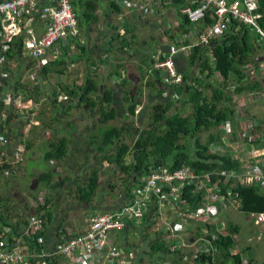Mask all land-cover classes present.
<instances>
[{"label":"crops","instance_id":"0c3cea01","mask_svg":"<svg viewBox=\"0 0 264 264\" xmlns=\"http://www.w3.org/2000/svg\"><path fill=\"white\" fill-rule=\"evenodd\" d=\"M110 1L113 2V0H105L104 2L96 0L97 10L94 13L96 20L87 27H79V30H82L83 33V40H86V48L83 50L82 47H78V52L72 54V58L76 59L71 62L72 68L76 69V77H72L71 81L59 85L63 82L64 77L62 76L60 80L56 72L57 69H55L56 71L54 70L53 73H56L55 78L58 85L54 84L48 89L49 91L41 87L40 89L37 88L36 94H32L31 92L34 90L25 86L26 91L24 93H27L26 96L20 90L22 88L19 85H22L21 66L23 62L19 55L24 54V52L25 55H28L23 47L25 37L23 32L13 38V42H17V46H15V42L8 45L0 66V97L3 98H1L0 103V161L3 157L14 161L19 146H23L25 151L22 154L23 161L21 165L8 171V175L4 172L1 173L7 179L6 184L9 185V188L4 187L2 183L0 184V214H4L10 222L17 220V214L26 221L29 215L34 214L36 207H29V205H33L34 197L42 196L48 215L52 214L49 220L47 216L43 233L47 249H52L61 235L66 232L72 236L83 233L88 216L108 214L127 203L126 190L130 189L135 181H130L131 184L127 188L123 186L121 188L120 186L118 192L116 191L117 193H114L111 189H106L104 187L106 182L103 185L100 183V175L104 172V169L100 168L102 162L108 165L107 157H112V153L119 145L126 144L129 146L128 139L131 135L140 134L142 131L149 132L164 125L163 121L154 126L151 125L153 122L152 107L155 104H161L165 107L166 116L177 115L192 118L194 116L193 97L195 96L192 92L187 91L188 86L201 91V94L204 93V95L202 94L203 98H207L208 101L214 100L213 95L217 98V94H221L218 108L228 107L234 112L220 126L209 127L198 134V139L203 143L208 140L211 134L218 137L211 148H220L222 151L214 152L209 147V152L217 156H228L232 162H237L239 170L228 171H233L238 177H241L244 162L251 158H253V161H260L264 158V38L262 35L252 27L255 37L256 34L261 37L253 38L255 49L252 55L249 56V60L242 66V77L230 75L225 79L210 69L207 71L202 70L204 67L199 59H191L193 48L200 46V49L201 47L205 49L200 57L204 60L207 59L210 67L213 66L215 59L210 48L216 44L215 39H218L219 42L222 37L212 38L207 47H205L206 44L202 43V39L207 34V29L215 22L212 25L204 26V28H202L203 24H200L203 21L182 27L180 21L181 9L171 5L172 0L169 3L165 0L151 1L148 6L150 14L146 16L140 15L133 9L135 3L129 4L127 1L125 4H121V2H115L119 9L114 10L109 6ZM184 1L189 2V0ZM236 1L239 0H227V3L232 5ZM47 20L48 18L42 14L39 8L32 16L29 28L34 31L36 36H40L44 31ZM100 21L101 23H99ZM95 23H99L98 26L103 27L102 37L104 40L94 44L90 50L87 46L88 32ZM110 30L112 32H109ZM115 34H118L119 37L112 39V35ZM78 38L81 40V37ZM78 38L76 40L79 43ZM122 39L127 40L129 43L128 46L124 47L126 51H122L120 48ZM146 41L151 42V46L145 47L143 43H146ZM68 42L71 41L67 39L61 42V54L64 46L69 44ZM70 44L72 49L73 42ZM170 45L185 46L184 50H179L174 54L175 68L182 81L180 85L165 81L163 71L154 69V63L152 64L150 59V57L157 59L161 54H167ZM108 47H111V53L106 50ZM261 48H263V52ZM83 52L90 54V59L84 56L78 57ZM93 53H96L97 56L93 57ZM53 60L49 59L44 67ZM35 63L41 70L42 64L40 66L39 61L36 60ZM36 66L34 64V71ZM10 67H15V70L10 71ZM67 74L66 72L65 75ZM89 79L97 85V91H92L89 97L96 102L108 90L112 98L110 105H102L101 108L103 109H100L98 105L95 108H89L87 105H78L77 101L74 100L72 101L73 107L69 108V102L67 101L69 98L62 91L58 92L59 105L54 106L52 104L53 93L56 90H62L68 86H81L84 81ZM145 83H148L149 86H146ZM253 83H259L263 90H247L240 94L235 92L239 86L248 87ZM7 97L19 98L25 103V106L19 109L16 105H8L5 100ZM24 98L27 99L24 100ZM32 99L37 100V105L33 104L35 109L39 104H44V110L39 116L42 123L39 122L32 129L31 126H27L26 130H21V123L15 121V117L12 116L27 114L30 109H24L28 108L27 103H31ZM132 101L135 102L133 114L129 111ZM149 108L150 113L146 112ZM105 110H112L114 119L103 122V111ZM9 117L11 119L5 122ZM22 120L24 121V118ZM144 120H148L149 123L146 122L143 129V125L140 127L139 125L145 123ZM249 121L251 123L247 124ZM112 128L118 129L120 135L116 136L113 142L108 143L104 141V132ZM134 137V140L138 138V136ZM63 139L68 142L67 157L62 161L52 160L46 162L44 160L45 153ZM195 141L196 139H193L192 142L195 143ZM25 153L35 161L43 160L47 166V172L34 169L28 173L23 170ZM125 160L130 161V155ZM261 168L264 173V167L261 166ZM96 169L99 171L100 188L87 203L78 202L75 200L76 190L88 181L89 175ZM189 169L195 172L193 168ZM43 173H52L54 181L49 185L43 184L40 188L37 177L43 175ZM206 174L208 173H201L202 176ZM26 176L29 177L30 182L25 181L26 185L24 187H15L16 179L21 178L24 180ZM64 179H68L65 186L62 189H57L56 184ZM141 180L143 179L139 181ZM239 182L238 179V182L234 183ZM11 183L14 189H11ZM34 183L37 184L35 190L31 187ZM253 187L258 188L264 194V189L259 185ZM102 191L105 193H102ZM5 194L7 198L3 199L2 196ZM219 196L223 198L221 204L208 201L203 197L202 201L199 202L198 209L202 214L209 211L212 219L216 220V224H213L214 229L225 232L228 230L229 223L237 224L230 220L225 223L221 217L229 215L232 211L243 213L238 210L240 205H237L235 201H229L222 194V191ZM112 200L113 202H111ZM13 207H15V214L13 215L14 218H11L10 210ZM212 209L214 214L211 213ZM27 211H29L28 217L26 216ZM251 214L243 215L248 218V222L253 223L254 227H258L254 224L253 219L249 220ZM4 231L8 232L6 229ZM240 231H243L242 227H240ZM125 232V234L121 232L119 235H113L111 241L126 253L135 252L136 258L133 264H139L141 255H137V253L142 251L144 257L145 250H148V247L139 240L138 231L126 229ZM238 234L233 236L234 243L237 246L236 249H249L252 252L253 249L248 245L250 241L243 246L237 245L239 238L236 236ZM254 257L256 258L253 254L251 258ZM57 264H64V262L62 259H58Z\"/></svg>","mask_w":264,"mask_h":264},{"label":"built area","instance_id":"2783aa9c","mask_svg":"<svg viewBox=\"0 0 264 264\" xmlns=\"http://www.w3.org/2000/svg\"><path fill=\"white\" fill-rule=\"evenodd\" d=\"M113 1L121 2V4H125L127 1L129 4L135 3L133 9L140 15L146 16L150 14L148 6L153 0ZM190 1L193 6L190 5V7L182 9L180 14L186 17L191 24L203 21L209 12L213 13L215 19V23L207 29V34L202 39L203 44H210L212 38L221 37L224 34L228 18H232L244 26L254 27L264 38V30L258 25V21L261 19V16L257 14L258 0H239L232 5H228L227 0ZM39 8L48 20L42 35L36 36L34 31L29 28V22ZM0 24V66L8 45L13 42L14 37L22 32L25 34L23 43L25 51L32 59L39 61L40 66L41 64L44 66L49 59H54L61 54V42L67 39H76L80 34L70 0L0 1ZM184 49L185 46L170 45L168 53L163 55V58L158 57L153 64L154 69L163 71V79L174 85H180L182 82L175 68L174 54ZM17 99L19 98L7 97L5 100L8 105H15L14 102ZM20 150L23 151L18 148L16 158L21 161L22 152ZM212 150L214 152L222 151L220 148ZM261 166L264 167V158L260 161H253V158L247 160L244 162L241 177H238L233 171L220 170L202 176L196 171H191L188 167L176 171L165 168L154 169L140 181L142 185L132 191L131 202L123 204L108 214L88 216L86 228L82 234L72 236L66 232L61 235L52 249H47L44 243L43 233L48 211L41 197L40 206H35L37 212L28 217L23 231L27 238L35 237L34 246L28 247L26 244L16 243L7 247L0 243V264H57L58 259H62L64 264H133L136 253L133 251L124 252L111 241V237L125 232L126 229H132L138 231L139 240H141V230L145 228L144 221L150 223L151 232L163 233L164 241L172 251L178 250L184 264H199V257L219 251L209 237L203 235L193 238V233H196V228L199 227V224L195 222L207 223L204 220H198V218L202 219L206 215L210 219L212 217L208 212L202 214L199 209L195 212H187V209H182V206L185 205L181 200L183 189L191 188L192 193H202L206 200L221 204L223 201V198L219 196L222 191L221 187L238 181V179L243 187L259 185L264 189V173ZM230 195L232 193H229ZM228 199L237 201L231 196ZM211 211L214 212L213 209ZM170 213H172L173 221H166L164 215ZM186 214L191 215L192 218L186 217ZM251 215L256 226H264V212ZM190 220H192L191 223ZM191 231L193 232L190 233ZM198 231H200L199 228ZM186 247L190 248L189 252L180 253ZM237 252L238 249L234 253ZM242 258V264H248L244 257ZM222 260L223 258H218L214 264H221ZM160 264H169V260Z\"/></svg>","mask_w":264,"mask_h":264},{"label":"trees","instance_id":"16d2710c","mask_svg":"<svg viewBox=\"0 0 264 264\" xmlns=\"http://www.w3.org/2000/svg\"><path fill=\"white\" fill-rule=\"evenodd\" d=\"M73 8L74 15L76 17L78 27H87L91 22L95 21L96 18L94 13L97 10L96 0H70ZM233 1V0H229ZM259 10L257 14L261 16V19L258 21V25L264 30V0H258ZM171 5L176 6L178 9H182L186 6V1L184 0H172ZM109 6L114 10H118L119 8L115 5V2L110 1ZM180 21L182 22V27L186 25H192L186 17L181 16ZM215 22L213 17V13L209 12L206 15V18L200 24L204 26L212 25ZM227 29L224 34L221 36V41L218 42L216 40V44L213 45L210 49L212 50L214 56V64L211 69L209 66V61L207 59H202L200 55H203L205 49H200V46H196L192 50V58L200 60L202 66L204 67V71L210 69L214 73H218L222 78H228L230 75H237L238 77H242V66L249 60V56L252 55L254 51V41L253 38H260L259 34L254 35L253 28L250 26H244L238 23L236 20L232 18H228L226 23ZM119 37L118 34L112 35L113 38ZM71 42L77 44L80 48L79 43L76 39H70ZM15 42V41H14ZM13 42V43H14ZM71 42L64 46L63 53L56 57L51 63L47 64V66L42 67V73L44 76L49 75V73H53L55 69H57V73L66 74V69H58L62 66L63 63L67 61L69 53L71 51ZM129 43L127 40L122 39L120 41V48L122 51H126L124 49L125 46H128ZM264 45V44H263ZM15 46H17V42H15ZM84 46V45H83ZM206 45L205 47H207ZM82 47V46H81ZM207 49V48H206ZM109 53L112 51L111 47L106 49ZM9 54V53H8ZM87 52H83L78 57H85L90 59V54L86 55ZM161 54L160 58H163ZM101 58V57H100ZM72 61L73 59L71 56ZM152 64L156 59L151 58ZM146 86H149L148 83H145ZM20 90L23 93L26 91L25 86L19 85ZM261 91V85L259 83H253L248 87L239 86V88L235 91L240 94L243 91ZM94 91H97V85L92 80H86L83 82L81 86H68L62 89V92L68 96L69 100V108L73 107L72 101H77L78 105H87L89 108L98 107L100 109L102 105H110L112 103L111 93L110 91H106L104 96L98 101H94L89 97V94ZM187 91L192 92L197 99L193 97L194 103V116L192 118L188 117H179L177 115L174 116H166V109L161 104H155L152 107L153 110V122L152 126L158 124L160 121H163L164 125L162 127L150 130L149 132H140L137 133L138 138L135 140L133 145L130 147L126 144L119 145V147L112 153V157H107V162L109 165L118 168L121 174L125 175L126 184L121 185L127 188L130 185V178L133 176L136 177L135 181L130 189L126 191L127 203L131 202L132 199V191L139 188L142 183L139 181L140 179H144L150 171L159 168H166L170 171H176L182 168L183 166H187L189 168H193L197 173H211L214 171H228V170H239V165L237 162H232L230 157L228 156H217L216 154H211L209 149L211 145L216 142L218 137H214V135H210L208 140L203 143L198 139V134L200 131H204L209 127H218L221 123L228 120L233 115V110L228 107L218 108V105L221 100V94H217V98L214 97V100L208 101V99L203 98L204 93L201 94V91L196 90L195 88L187 87ZM58 92L55 91L53 93V105H59L58 100ZM25 94V93H24ZM27 96V93L25 94ZM202 95V96H201ZM27 98H24V100ZM30 99V98H28ZM134 100V99H133ZM33 104L36 106L37 100L32 99ZM51 104V103H49ZM135 102L132 101V106L129 111L131 114L134 113ZM32 110L28 112L29 118L32 116ZM15 121L23 124L24 115H15ZM11 118L9 117L6 121H9ZM32 119L40 120L39 116H35ZM114 119V114L112 110L103 111V122H107L109 120ZM135 133V132H134ZM120 135V131L116 128L109 129L104 132V141L111 143L116 136ZM193 139H196L195 143H193ZM210 147V148H209ZM68 142L66 139L61 140L59 143L55 144L51 150L45 153L44 160L48 161H62L68 155ZM212 149V148H211ZM130 155V164L126 166V157ZM23 160H18L15 158L14 161H10L8 158L3 157L0 162V176H2V172L5 170L8 172L13 170V168L21 165ZM68 179H64L61 182L56 184L57 189H62L67 183ZM37 181L43 183L45 185L52 184L53 174L52 173H43L37 177ZM232 184V185H231ZM238 184V185H237ZM100 188L99 183V171L94 170L88 177V181L82 186L78 187L75 200L82 203H87L90 199H92L98 189ZM114 191L116 189L115 184L111 183L109 190ZM222 194L225 195L226 198L234 197L237 201H239L240 207L238 210L243 214H251V213H261L264 212V194L255 187H243L239 183L231 182L227 186L221 187ZM191 188H184L181 200L185 205L182 206V209H187V212H195L199 207V202L203 199L202 193H192ZM227 192V194H225ZM228 192H232V195L229 196ZM48 202V201H47ZM15 212V208L13 210ZM49 214V213H48ZM9 217V215H8ZM52 217L48 215L49 218ZM192 220H190V223ZM199 224V227L203 224L207 226L208 223L195 222ZM145 228L141 230V242L143 245L148 247V250H145V256L143 257L142 251L138 252L137 255H141L139 257V264H145V260L148 259L149 264H160L164 262L167 258L169 260V264H184L182 260V256L178 253V250L172 251L170 246L164 241L162 232H152L150 231V223L144 221ZM26 226V221L21 216L17 214V220L15 222H10L8 218L4 214H0V243H3L7 247L13 244H26L28 247L34 246L35 237H28L23 234V231ZM196 229V233H193V238H199L203 236V231H198ZM209 233L205 236L209 237L210 241L214 243V246L219 250L213 254L203 255L198 258L199 264H214L217 262L218 258H223L221 264H242V255L244 251L247 249H238V253H231L233 249H236L237 246L234 243L233 236L238 234L240 231L239 225H233L231 223L228 224V230L225 232H221L218 229H214L213 224L209 226ZM8 230L5 232L4 230ZM150 232V234L148 233ZM191 231L190 233H192ZM126 232H123L125 234ZM215 237V238H213ZM18 239V241H16ZM192 241V239H191ZM173 254V255H170ZM233 254V255H232ZM143 257V258H142ZM231 259V262L230 260ZM235 262V263H234ZM187 264V263H185ZM197 264V263H196Z\"/></svg>","mask_w":264,"mask_h":264},{"label":"rangeland","instance_id":"374dc122","mask_svg":"<svg viewBox=\"0 0 264 264\" xmlns=\"http://www.w3.org/2000/svg\"><path fill=\"white\" fill-rule=\"evenodd\" d=\"M104 1L105 0H102V2H104ZM170 1L171 0H168L167 3H169ZM190 5L193 6V3L189 0V2L186 3V6L184 8H182V9L188 8V7H190ZM99 23H101V21ZM99 23H95L93 25L92 29L89 30V32H88V35L89 36H88L87 46L90 48V50L93 48V45L94 44L100 43L102 40H104L103 37H102L103 36L102 33H104L103 32L104 30H103V27L102 26H100V27L98 26ZM109 32H112V30H110ZM79 37H81V40H79V38H78L79 45H80V47L82 46L81 49L84 50L86 48L85 47L86 46V44H85L86 43L85 42L86 40H83L84 38H83L82 30H80ZM144 44H145V47H148V46H151L152 43L151 42L148 43V41H146V43L144 42L143 45ZM261 49L260 50L263 52V48H261ZM78 50H79V48H78L77 44L73 43L72 44V49H71V51L69 53V56L67 58V61L65 63H63V66H60L58 68L59 70L60 69H66L67 70V73H68L67 75H62L61 73H57L59 75L58 78L60 80H61L62 76L64 77L63 78V82L59 83V85L65 83V82L71 81L72 77H76V73H75L76 69L75 68H72V63H71L72 62V59H71V56H72L73 53L74 54L77 53ZM110 52H112V51H110ZM90 53H92V51H90ZM60 55L61 54H59L58 57ZM112 55H113V53H112ZM96 56H97V54L96 53H93V57H96ZM19 57L22 58V62H23L22 66H21L22 67V71H21V84L24 85V86H28V88L30 87L31 90H34L33 92H31L32 94H36L37 93V88L40 89L42 87V89H45V90L49 91L48 89L51 88L54 84L55 85H58L56 83L57 80L55 78L56 73H49V75L44 76L43 73H42L43 71L42 70H39V66H36L35 59H32L27 54L25 55V52H24V54L21 53V55H19ZM19 60H20V58H19ZM34 64L36 66V70L35 71H34ZM68 66H70V67H68ZM9 70L10 71H14L15 70V67L14 68H11L10 67ZM58 91H62V90L59 89ZM42 94H44V93L42 92ZM65 102H66V99H65ZM14 104L19 109H22L25 106V103L22 102L20 99H17L14 102ZM43 105L44 104H39V106H37L36 109H35L32 102L31 103H29V102L27 103L28 108H26L24 110H29L30 109V110H33V113H32V116H30L31 118H29V114L28 113L27 114L26 113L24 114V123L21 124V126H22L21 127V130H26L25 128L27 126H31V129H32L34 127V125L37 126L39 122L42 123L41 120L38 121V120H34L32 118H34L35 116H40L42 114V110H44ZM146 112L150 113L151 112L150 108ZM144 121H145V123L139 125V127L141 125H143L142 126L143 129H144V126L146 125V122L149 123L148 120H144ZM247 124H250V121ZM134 136H138V135L137 134H135V135L133 134L128 139V142H129L128 144H129L130 147L135 142V140H134L135 137ZM18 148L23 149V151L20 150L22 152V154L25 152L23 146H19ZM39 150H40V148H39ZM22 154H21V156H22ZM129 164H130V161L126 160V166H128ZM101 167H102V170L104 169V172H102L101 173L102 175H100V183H102L101 185H103V183L106 182V184H105L104 187L109 190L111 183H113V184H115V187H116V189L113 192L114 193H117L118 192V188L121 185L126 184V179L127 178L125 177V175H123V174L120 173V171L118 170V168L113 167L112 165H109V162H108V165L107 164H104V162H102L100 168ZM22 169L25 170L28 173L32 172L34 169L39 170V171L42 170L43 172H47V166L44 164V161L43 160L35 161L34 159H32V157L29 158V155L27 153H25V162H24V165H23V168ZM100 171H101V169H100ZM105 172H109V173H105ZM4 173H6V171H4ZM65 174H66V172H65ZM135 176L134 177L132 176L129 181H131V182L132 181L133 182L136 181L137 182V180H135L136 179ZM6 181H7V179L5 178L4 175L0 177V184L1 183L4 184V187H8L9 186L8 184H6ZM25 181L26 182H30L29 177L26 176L24 178V180H22L21 178H17L16 181H15L16 182V186L15 187H19V186L20 187H24L26 185ZM36 185L37 184L34 183V185L31 186V187H33V189L35 190ZM42 185H43V183H40V188H41ZM10 187H11V189H14L13 186H12V183H11ZM121 188H123V187L121 186ZM102 193H105V192L102 191ZM41 197L42 196H36V197H34V199H33V205H29V207L30 208H33L35 206L36 207L40 206L39 205V201H41ZM2 198L3 199L7 198V195L6 194L3 195ZM43 202H44V198H43ZM111 202H113V200ZM44 204H45V202H44ZM236 204L239 205V201H236ZM14 208L15 207H13L10 210V212H11L10 213V217L11 218H14L13 217V215L15 214V212L13 213ZM36 210L37 209L35 208L34 212ZM79 212H81V211H79ZM211 212H212V214L214 213L213 211H211ZM28 213H29V211L26 212V216L27 217H28ZM208 213H209V211H208ZM171 216H172V213H170L169 215H164V219H166V221L167 220L173 221V218ZM186 217L192 218V216L189 215V214H186ZM221 219L225 223L230 220L234 224H237L240 227H242V230L243 231H240L239 234L236 236V237L239 238L237 240V245L238 246H241V245L243 246L244 244H247L248 241H250V243H248V245L253 249L252 252L256 256V258L255 257L254 258H251L253 256V254L248 249V250L244 251V253L242 255V257H244V260H246V262L248 264H264V226L263 225H260L258 227H254L253 226V223L247 221L248 218L246 216H244L243 214H240V213H238L236 211H232L229 215H225V217L224 216L221 217ZM251 219H253L252 215H250V217H249V220H251ZM198 220H202V221L204 220L205 222L208 223L207 226H204L202 224L199 227V229L203 231V234L204 235H206V234L209 233V226L210 225L216 224V220L210 219L208 215H206L202 219H199L198 218ZM26 221H27V219H26ZM148 233L150 234V232H148ZM189 250H190V248L189 247H186V248H183L180 251V253L185 254V253H188ZM236 251H237V249H233L231 253L236 254V253H234ZM167 260L168 259L166 258L164 260V262H167ZM229 260L231 262V259H229ZM242 260H243V258H242ZM145 264H149L148 263V259L145 260ZM230 264H232V262Z\"/></svg>","mask_w":264,"mask_h":264},{"label":"clouds","instance_id":"9594fccd","mask_svg":"<svg viewBox=\"0 0 264 264\" xmlns=\"http://www.w3.org/2000/svg\"><path fill=\"white\" fill-rule=\"evenodd\" d=\"M183 168V167H182ZM166 169V168H165ZM181 169V168H180ZM6 171V170H5ZM234 182H238V181H234ZM240 184V183H239ZM232 185V184H231ZM232 193V192H231ZM35 212H37V210L35 211Z\"/></svg>","mask_w":264,"mask_h":264}]
</instances>
